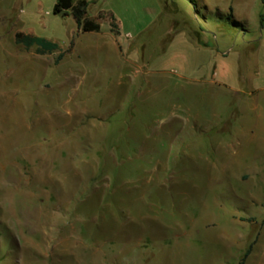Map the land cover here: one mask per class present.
<instances>
[{
	"label": "rangeland",
	"instance_id": "374dc122",
	"mask_svg": "<svg viewBox=\"0 0 264 264\" xmlns=\"http://www.w3.org/2000/svg\"><path fill=\"white\" fill-rule=\"evenodd\" d=\"M86 1L0 0V264H264V3Z\"/></svg>",
	"mask_w": 264,
	"mask_h": 264
},
{
	"label": "trees",
	"instance_id": "16d2710c",
	"mask_svg": "<svg viewBox=\"0 0 264 264\" xmlns=\"http://www.w3.org/2000/svg\"><path fill=\"white\" fill-rule=\"evenodd\" d=\"M264 3V0H261ZM88 2L86 0H57L54 7L55 13H70L75 18L78 28L83 32H99L101 31V25L99 22L88 17ZM17 41L23 43L26 47L37 45L42 52H53L58 49V45L52 41L47 40L40 36H30L17 33ZM62 54L58 56L61 59ZM252 247L250 246L245 252L242 260L239 264H244L246 258L251 253Z\"/></svg>",
	"mask_w": 264,
	"mask_h": 264
},
{
	"label": "crops",
	"instance_id": "0c3cea01",
	"mask_svg": "<svg viewBox=\"0 0 264 264\" xmlns=\"http://www.w3.org/2000/svg\"><path fill=\"white\" fill-rule=\"evenodd\" d=\"M262 2V1H261ZM78 32L80 33V32H83L81 29H79L78 28ZM93 32V31H92ZM100 32V31H99ZM84 33H90L91 34V32H84ZM91 45L90 46H95L94 45V41H92L91 43H90ZM117 46H118V44H116ZM36 47V52H38V53H36V57L37 58H40V57H42V56H44L45 54H48V53H44V52H42L40 49H39V47L36 45L35 46ZM62 49V48H61ZM60 48H58L57 50H59V51H64L65 49H62L61 50ZM259 146H261V142L259 143ZM264 171V162H259L258 164H255V165H247L246 166V172H250V173H256V174H258V173H260V172H263Z\"/></svg>",
	"mask_w": 264,
	"mask_h": 264
}]
</instances>
